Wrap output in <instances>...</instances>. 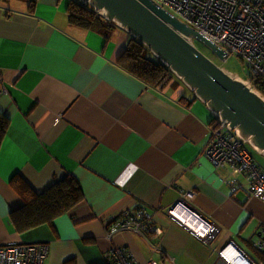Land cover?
Segmentation results:
<instances>
[{
  "label": "crops",
  "instance_id": "crops-1",
  "mask_svg": "<svg viewBox=\"0 0 264 264\" xmlns=\"http://www.w3.org/2000/svg\"><path fill=\"white\" fill-rule=\"evenodd\" d=\"M68 1L37 0L30 10L26 0H0V110L9 117L0 144V246L43 243L44 264H108L118 247L135 264H220L228 243L264 260L254 247L264 201L242 174L233 194L229 167L203 154L213 112L176 76L159 88L121 67L131 35L118 25L105 36L71 23ZM246 146L264 169V154ZM67 175L83 200L17 231L9 212L23 198L12 183L42 192ZM138 207L161 232L119 230L109 239L121 213ZM211 227L217 234L208 243L201 235Z\"/></svg>",
  "mask_w": 264,
  "mask_h": 264
},
{
  "label": "built area",
  "instance_id": "built-area-1",
  "mask_svg": "<svg viewBox=\"0 0 264 264\" xmlns=\"http://www.w3.org/2000/svg\"><path fill=\"white\" fill-rule=\"evenodd\" d=\"M155 1L163 7L169 6L174 11V14L171 12L173 15L218 45L225 58L235 54L248 66L250 76L264 81V0ZM246 81L251 86L249 80ZM210 133L203 154L215 166L229 167L232 177L228 182L232 193L241 189L242 184L237 180V175L242 174L250 194L264 201V169L255 162L246 146L247 142L216 114H213ZM152 225V216L144 208L126 209L121 213L119 221L106 231V235L110 239L119 230L140 234L154 230L161 232ZM216 234L217 229L211 227L201 237L209 243ZM254 246L264 255V227L258 232ZM46 255L47 246L43 243L0 246V264H44ZM218 257L220 264H264V260L253 261L231 243L218 250ZM108 264H135V261L124 248L118 247L112 249ZM147 264L159 263L151 260Z\"/></svg>",
  "mask_w": 264,
  "mask_h": 264
},
{
  "label": "water",
  "instance_id": "water-1",
  "mask_svg": "<svg viewBox=\"0 0 264 264\" xmlns=\"http://www.w3.org/2000/svg\"><path fill=\"white\" fill-rule=\"evenodd\" d=\"M81 1L144 44L213 114L264 154V97L246 80L218 66L193 40L224 60L218 45L155 0Z\"/></svg>",
  "mask_w": 264,
  "mask_h": 264
},
{
  "label": "trees",
  "instance_id": "trees-1",
  "mask_svg": "<svg viewBox=\"0 0 264 264\" xmlns=\"http://www.w3.org/2000/svg\"><path fill=\"white\" fill-rule=\"evenodd\" d=\"M26 1H28L29 9L33 10L37 0ZM66 12L71 23L96 30L105 36H108L117 26L116 23L96 12L89 3L81 0H69ZM147 50L149 49L144 44L130 36L118 62L121 67L146 83L163 88L175 75L159 59L149 58ZM247 79L251 86L264 96V81L252 75H248ZM174 82L172 80V85ZM8 124V115L0 110V144ZM12 184L23 198L22 205L9 212V220L19 232L40 224H48L83 200L81 187L71 175L55 181L42 192H35L20 182Z\"/></svg>",
  "mask_w": 264,
  "mask_h": 264
},
{
  "label": "rangeland",
  "instance_id": "rangeland-1",
  "mask_svg": "<svg viewBox=\"0 0 264 264\" xmlns=\"http://www.w3.org/2000/svg\"><path fill=\"white\" fill-rule=\"evenodd\" d=\"M168 11L172 12L174 14V11L169 6H164ZM193 43L207 56H209L211 59L214 60V62L223 68L225 71L229 73H233L240 78L246 80L249 75V68L248 66L235 54L228 55L224 60L218 59L212 52L207 49L205 46L200 44L198 41L193 40ZM147 56L153 60H158V57H156L150 50H147ZM249 149V148H248ZM250 150V149H249ZM256 247V246H254ZM250 252L253 253L252 249H250ZM255 254V252H254Z\"/></svg>",
  "mask_w": 264,
  "mask_h": 264
},
{
  "label": "clouds",
  "instance_id": "clouds-1",
  "mask_svg": "<svg viewBox=\"0 0 264 264\" xmlns=\"http://www.w3.org/2000/svg\"><path fill=\"white\" fill-rule=\"evenodd\" d=\"M241 250V249H240ZM242 251V250H241Z\"/></svg>",
  "mask_w": 264,
  "mask_h": 264
},
{
  "label": "flooded vegetation",
  "instance_id": "flooded-vegetation-1",
  "mask_svg": "<svg viewBox=\"0 0 264 264\" xmlns=\"http://www.w3.org/2000/svg\"><path fill=\"white\" fill-rule=\"evenodd\" d=\"M213 60V59H212ZM214 61V60H213Z\"/></svg>",
  "mask_w": 264,
  "mask_h": 264
},
{
  "label": "bare ground",
  "instance_id": "bare-ground-1",
  "mask_svg": "<svg viewBox=\"0 0 264 264\" xmlns=\"http://www.w3.org/2000/svg\"><path fill=\"white\" fill-rule=\"evenodd\" d=\"M235 75V74H234Z\"/></svg>",
  "mask_w": 264,
  "mask_h": 264
}]
</instances>
